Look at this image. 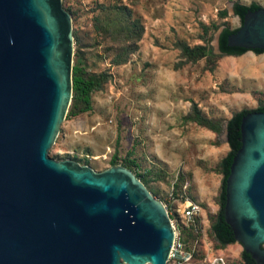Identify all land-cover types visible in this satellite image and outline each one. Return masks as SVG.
Masks as SVG:
<instances>
[{"label":"water","instance_id":"obj_1","mask_svg":"<svg viewBox=\"0 0 264 264\" xmlns=\"http://www.w3.org/2000/svg\"><path fill=\"white\" fill-rule=\"evenodd\" d=\"M225 27L212 42L220 54ZM227 42L264 51V7L248 10ZM73 68L63 0H0V264H167L171 216L134 171L49 154L72 103ZM241 133L224 214L264 264V111L245 114Z\"/></svg>","mask_w":264,"mask_h":264},{"label":"rangeland","instance_id":"obj_2","mask_svg":"<svg viewBox=\"0 0 264 264\" xmlns=\"http://www.w3.org/2000/svg\"><path fill=\"white\" fill-rule=\"evenodd\" d=\"M229 1L264 7V0H63L73 19L74 66L104 82L88 110L69 107L49 154L96 171L115 164L134 171L179 224L194 252L188 264H243V245L222 246L212 224L220 163L231 149L227 123L264 102V53L215 52L218 30L242 25ZM200 46L204 57L184 53ZM196 110L220 130L197 123ZM186 199L201 207L194 224L176 211Z\"/></svg>","mask_w":264,"mask_h":264},{"label":"trees","instance_id":"obj_3","mask_svg":"<svg viewBox=\"0 0 264 264\" xmlns=\"http://www.w3.org/2000/svg\"><path fill=\"white\" fill-rule=\"evenodd\" d=\"M261 5L257 2L251 4H244L240 2H235L234 10L236 15L241 18L243 23V18L245 13L250 9H258ZM238 28L231 29L230 27H225L219 38L220 49L224 54L227 55H242L249 50L243 47H230L227 42V38L231 33L237 32ZM256 53H264L263 50L255 49ZM184 53L191 59H198L204 57L207 54V49L204 46L197 48L185 47ZM103 79L98 76L91 75L87 73L82 67L74 66L73 68V99L71 104L70 113L79 114L88 110L91 106L92 93L96 90L102 88ZM251 111H264V102L255 109H243L241 111L235 112L227 123V141L230 146L229 153L221 160L220 167L221 173L224 175L223 178V190L220 196V210L215 217L212 224V230L215 234L217 241L222 245L226 246L233 244L236 241L234 233L230 228L229 224L225 219V204H226V179L230 174L231 165L236 152L242 145V133H241V121L242 117ZM194 120L200 125L207 126L208 128L219 131V123L203 116L198 110L195 111ZM146 183V181H145ZM243 264H256L255 259L250 253L245 250L242 252Z\"/></svg>","mask_w":264,"mask_h":264},{"label":"built area","instance_id":"obj_4","mask_svg":"<svg viewBox=\"0 0 264 264\" xmlns=\"http://www.w3.org/2000/svg\"><path fill=\"white\" fill-rule=\"evenodd\" d=\"M167 209L169 212L168 207ZM176 211L179 212L189 224H194L199 218L201 207L196 201L186 199L176 204ZM171 221L175 230V239L167 263L188 264L193 260L194 252L186 245L184 239L182 238L179 224L172 218ZM221 260L224 262L223 259Z\"/></svg>","mask_w":264,"mask_h":264},{"label":"bare ground","instance_id":"obj_5","mask_svg":"<svg viewBox=\"0 0 264 264\" xmlns=\"http://www.w3.org/2000/svg\"><path fill=\"white\" fill-rule=\"evenodd\" d=\"M168 264V263H167Z\"/></svg>","mask_w":264,"mask_h":264}]
</instances>
